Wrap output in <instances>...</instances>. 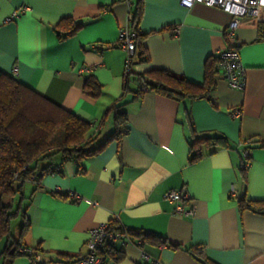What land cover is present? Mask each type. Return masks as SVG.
I'll list each match as a JSON object with an SVG mask.
<instances>
[{"label": "crops", "instance_id": "crops-1", "mask_svg": "<svg viewBox=\"0 0 264 264\" xmlns=\"http://www.w3.org/2000/svg\"><path fill=\"white\" fill-rule=\"evenodd\" d=\"M13 13L16 18L4 23ZM127 13L117 0H0V71L100 134L111 117L101 125L103 115L125 86L119 31ZM63 19L82 26L59 40L56 26ZM229 21L201 3L187 10L178 0H142L138 32L147 60L135 56L129 72L163 70L200 84L205 61L230 47L245 69V89L229 88L218 74L209 99L176 101L144 92L131 101L139 89L131 77L122 101L126 133L79 168L55 161L40 187L25 185L29 227L23 242L40 250L43 264H75L87 233L113 220L134 243L142 241L116 246L113 264H150L141 253L160 264H264V213L238 206L239 200L264 201V39L258 35L264 8L226 38ZM87 77L100 88L96 99L83 93ZM189 124L199 136L224 137L228 147L205 150L188 163ZM244 149L249 158L242 173ZM172 190L188 195L192 217L171 213L174 204L163 196ZM69 192L80 201L72 202ZM12 264L30 262L18 257Z\"/></svg>", "mask_w": 264, "mask_h": 264}, {"label": "trees", "instance_id": "trees-1", "mask_svg": "<svg viewBox=\"0 0 264 264\" xmlns=\"http://www.w3.org/2000/svg\"><path fill=\"white\" fill-rule=\"evenodd\" d=\"M130 13L132 20L128 28L136 35L135 56L137 61H146V52L142 46L144 35L138 32L142 0H135ZM81 26L72 19L61 20L56 26L63 33L59 40L75 35ZM258 35L264 39V24H259ZM216 63L217 57L205 61L204 77L200 84L163 70H151L138 75L129 72L123 93L100 121L102 125L105 118L111 116L113 124L112 133L101 143H97L99 134L92 130V124L0 71V264H12L18 257H25L30 261L33 255L25 251L41 254L38 248L29 249L23 242L29 227L26 217L29 198L25 195V185L40 187L41 177L54 171L55 161H73L79 168L81 161L96 155L107 143L118 141L126 133L127 119L122 108L127 103L122 101L128 93L127 83L131 77L139 85L138 91L132 94L131 101L141 98L144 93L141 88L145 92L176 101L209 99L217 76ZM83 93L93 99L99 97L100 88L92 77L85 79ZM189 127L188 163L198 161L205 150L228 147L224 137L199 136L190 124ZM244 170L241 165L240 171L243 173ZM238 206L241 210L264 213V201L239 200ZM14 220H18V225L13 230ZM110 226L114 229L117 224L111 221ZM114 254V250L108 251V256Z\"/></svg>", "mask_w": 264, "mask_h": 264}, {"label": "built area", "instance_id": "built-area-1", "mask_svg": "<svg viewBox=\"0 0 264 264\" xmlns=\"http://www.w3.org/2000/svg\"><path fill=\"white\" fill-rule=\"evenodd\" d=\"M124 3L128 8L126 16V25L119 31L120 47L125 53L124 70L123 75L126 79L129 74L130 65L135 57V38L129 28L128 24L132 20L130 13L131 2L130 0H117ZM201 3L206 7H215L226 13L230 17V21L223 31V35L226 38H231L240 26V21L243 18H255L261 8H264V0H178L179 6L185 9H191L194 4ZM26 8H21L20 11L24 12ZM16 13L11 14L4 20V23H8L16 18ZM172 34L176 35L177 30L173 29ZM216 73L226 81L229 88L233 90L243 91L245 89V69L241 64L239 53L237 49L227 47L221 50L217 55ZM142 92H145L144 88H141ZM233 116H239L238 111L232 113ZM241 156L245 160L242 164V168L248 167L249 151L244 149L241 151ZM32 180V178H31ZM56 191V190H55ZM53 191V193H55ZM234 191L231 190V194ZM68 198L77 203L80 201V197L71 192L68 193ZM163 200L174 204L172 209L173 215H182L192 217L194 214V208L189 203V197L187 194L180 191H169L164 194ZM188 203V208H184V204ZM114 221V220H113ZM135 244L140 246L141 240H137L135 243L130 238L129 232L121 225L117 224L116 228L110 226V222L100 224L97 228L90 230L87 233V239L85 241V253L81 256L75 264H113L109 259L108 251L114 250L116 246L125 247ZM33 255L29 261L30 264H43L41 261V254L38 252H30ZM141 258L150 264H160L157 260L150 258L145 253H141Z\"/></svg>", "mask_w": 264, "mask_h": 264}, {"label": "rangeland", "instance_id": "rangeland-1", "mask_svg": "<svg viewBox=\"0 0 264 264\" xmlns=\"http://www.w3.org/2000/svg\"><path fill=\"white\" fill-rule=\"evenodd\" d=\"M102 125H104V122H102ZM113 131V124H112V118L108 120V123H106L104 130L98 135V141L97 143L103 142ZM18 225V220H14L12 222L13 230L15 226ZM17 230H15L16 232Z\"/></svg>", "mask_w": 264, "mask_h": 264}]
</instances>
